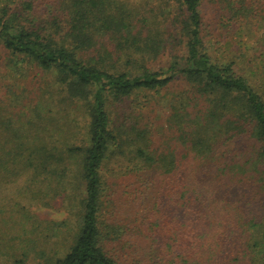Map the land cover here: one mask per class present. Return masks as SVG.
<instances>
[{"label":"trees","instance_id":"trees-1","mask_svg":"<svg viewBox=\"0 0 264 264\" xmlns=\"http://www.w3.org/2000/svg\"><path fill=\"white\" fill-rule=\"evenodd\" d=\"M135 4L0 0L54 87L0 113V264H264V0Z\"/></svg>","mask_w":264,"mask_h":264},{"label":"rangeland","instance_id":"rangeland-1","mask_svg":"<svg viewBox=\"0 0 264 264\" xmlns=\"http://www.w3.org/2000/svg\"><path fill=\"white\" fill-rule=\"evenodd\" d=\"M163 3L166 4V9H160L161 5ZM175 0H136V4L131 6L135 9L136 12L139 14H142L145 12V14L152 11H157V13L164 14L168 18L167 15L171 14L168 25L172 23L174 13L173 9L176 5ZM163 10V11H162ZM170 11V13H168ZM209 23L213 24V16H208ZM257 34V32H256ZM251 36H253V33L251 32ZM216 48H223L221 39L214 37ZM235 40L238 42L241 41V43H249L250 47L255 43L254 40H248V38L241 37L237 38L235 37ZM221 42V43H219ZM222 45V46H221ZM167 58V57H164ZM163 60V59H162ZM11 64V57L9 56V53L4 50L2 47H0V113H16L21 115L24 114V106L28 103H32V100L34 98L37 99V97L42 95L45 90H47L49 87H51V90L53 87V79L52 76L41 71L38 69L30 70L27 68V66H24L20 64V67L25 69L22 73L17 70L15 67H9ZM162 66V63H156L153 64V68L159 69ZM178 91V88L169 89L168 91L164 92V99L163 100H169L173 97L174 93ZM21 97V100H26L24 104H22L19 100L16 99V97ZM137 97V96H136ZM162 97L161 95L156 96V99H160ZM133 99V98H132ZM144 99H149L146 95L140 94V96L135 100V103L126 102L123 106L127 107V113L129 114V111L132 109H128L129 106H137L140 104ZM29 101V102H27ZM123 108L120 110V112L123 111ZM80 112V111H79ZM82 114L77 113V119L81 120ZM63 207V202L61 200H55L52 203L51 209H41L37 212L39 214L41 212L42 216H56L59 215V217H65L66 214H60L58 209H61ZM56 213V214H55ZM64 215V216H63ZM39 218V217H38ZM40 219V218H39ZM39 262H37L38 264ZM40 264V263H39Z\"/></svg>","mask_w":264,"mask_h":264}]
</instances>
